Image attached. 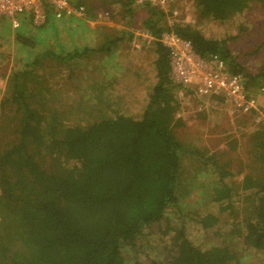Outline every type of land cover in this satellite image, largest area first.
Returning <instances> with one entry per match:
<instances>
[{"label":"trees","instance_id":"1","mask_svg":"<svg viewBox=\"0 0 264 264\" xmlns=\"http://www.w3.org/2000/svg\"><path fill=\"white\" fill-rule=\"evenodd\" d=\"M117 3L121 8H116ZM77 4L85 6L87 19L95 23L89 32L104 28L87 0ZM101 5L102 22L115 20L119 11L128 19L144 9L148 13L144 26L155 39L172 29L190 41L200 57L218 55L231 73L244 71L223 41L204 37L194 24L166 26L161 12L157 15L160 10L136 0H103ZM253 5L264 10V0H194L197 19L219 22L246 13ZM52 19L47 17L37 30L48 29ZM58 21L87 27V21L77 18ZM24 25L28 24L22 23L19 33ZM22 34L17 33L16 44L31 52L32 40ZM132 34L122 30L113 39L105 38L97 49L74 42L67 47L61 44L55 50L63 49L54 52L44 46L25 67L43 65L47 58L67 66L94 52L120 53ZM153 54V75L136 79L142 78L147 85L145 105L136 115L114 112L107 117L102 107L88 113L89 119L100 113L93 121L69 125V119L47 102L48 88L37 99L42 89L31 86L36 82L31 71L14 72L7 79L0 100V131L7 128L0 133V264H244L234 251L236 246L228 244L224 228L230 217L235 222L238 219L232 198L239 193L253 200L249 212L243 208L248 218L239 224L243 243L254 253L249 264H264V127L251 137L255 165L262 172L248 171L236 193L228 162L220 163L225 154L207 156L206 149L198 151L200 174L206 175L202 179L215 170L212 185L202 183L200 187L201 204L212 205L214 210L201 217L194 215L192 220L206 236L199 247L193 245L185 232L186 216L176 226L170 217L178 206L182 159L187 153L176 136V129L183 125L177 114L182 98L191 92L171 83L168 53L157 41ZM117 70L122 76L125 68L118 63ZM241 75L246 98L254 97L247 88L260 86L264 68L255 75ZM261 111L264 116V106ZM156 239L159 242L154 245L151 241ZM149 252L154 255L148 257Z\"/></svg>","mask_w":264,"mask_h":264},{"label":"rangeland","instance_id":"2","mask_svg":"<svg viewBox=\"0 0 264 264\" xmlns=\"http://www.w3.org/2000/svg\"><path fill=\"white\" fill-rule=\"evenodd\" d=\"M87 2L95 10L93 16H97L104 28L89 32L88 29L92 30L95 23L88 19L86 20V29L76 23L60 22L55 18L51 20L52 25L50 23L46 30H37V27L25 18L19 20V26L16 29H12L6 22L2 23L0 26V100L6 93L7 79L14 72L26 69L36 76V82L31 86L42 89L37 99L45 94L44 89L48 88L50 95H48L47 102L52 110L62 112L64 117L69 119V125L80 121L81 123L86 122L89 119V112L95 109L100 110L99 108L102 107L105 108L102 113L107 117L114 116V112L130 115L141 112L145 105L146 93L143 92L147 91V85H143L142 78L136 79L147 74V79H150L153 75L155 59L154 42L146 45L142 42L141 37L142 31L147 30L144 22L148 13L141 9L137 13H131L127 19L123 12L119 11L115 15V20L110 19V21L102 22L104 14L101 12L103 10L101 3L103 0H87ZM251 7L244 14L219 22L197 19L194 0H178L170 8L174 12V16L165 11H159L157 15L161 12V15L165 17L162 22L166 26H170L171 20L178 24H194L204 37L223 41L224 46L230 50L231 58L243 67L242 73L255 75L264 68V10L256 5ZM116 8H121L120 3H117ZM22 23L28 25H24L25 30L19 33ZM122 30H129L133 34L128 42L130 47L122 44L120 53L119 51L94 52L90 53L91 57L70 63L67 66H62L57 61L47 58L42 61L43 65L38 64L35 68H32L31 65L25 67L26 63H29L39 50L44 51V46L54 52L63 49V47H58L55 50L57 46L64 44L67 47L71 42H74L79 47L87 46L91 47L90 49H97L105 42V38L113 39ZM17 33L18 35L24 33L22 34L23 38L27 37L32 40L31 52L24 51L16 44ZM118 63L125 68L122 76L118 75L121 73L120 70H117ZM116 78L112 88L111 83ZM145 83L147 82L145 81ZM259 83L258 87L252 84L247 88V92L256 99V103L252 107L253 112H236L221 104L216 106L210 102H200L192 94L182 98L180 102L177 116L182 120L183 125L176 129V136L187 149V153L182 159L177 193L178 206H174V210L170 211V217L172 226H176L178 219L186 216L185 232L195 246L199 247L202 244V236L206 235L192 220L194 215L198 213V216L201 217L214 210L212 205L204 207L207 203L201 204L200 200L203 195L200 187L202 183L212 185L215 170L212 168L207 178L202 179L201 176L205 177L206 175L200 174L202 163H200L201 155L198 151L202 152L206 149L207 156L212 152L225 154L220 163H223L224 160L228 162V170L233 175L230 181L234 184L232 188L235 193L238 183L248 171L254 170L256 174L262 172V169L255 165V156L251 147L252 134L264 127V116L261 111L264 106V97L257 96L261 85H264V80ZM142 86L143 89H141ZM140 90L141 93H138ZM95 96L96 102L94 101ZM98 115L100 113H94L93 118L89 121H93ZM6 130V127L2 128V131ZM2 131L0 133H4ZM244 196L240 193L233 196L232 203L238 219L235 222L230 217V221L228 219L224 228L228 244L231 247L236 246L234 251L241 255L240 260L244 264H249L250 260H253L254 253L243 243L239 224L248 218L243 208L248 207L249 212V202H253V200ZM239 201H247L248 204L238 205ZM179 213H181L180 216ZM238 221L239 223H237ZM151 242L157 245L159 241L156 239ZM153 255L152 252H149L148 257ZM258 255L261 256V254ZM139 257L142 260L145 259L143 254H140Z\"/></svg>","mask_w":264,"mask_h":264},{"label":"built area","instance_id":"3","mask_svg":"<svg viewBox=\"0 0 264 264\" xmlns=\"http://www.w3.org/2000/svg\"><path fill=\"white\" fill-rule=\"evenodd\" d=\"M77 1L0 0V26L6 22L12 29H16L19 20L27 18L33 26L40 27L49 16L56 20L77 18L86 21V8L77 4ZM176 1L178 0H136V3H147L152 8L174 16L170 8ZM174 24L178 23L171 20L170 27ZM141 37L146 45L157 41L166 49L169 80L172 84L190 91L199 100L209 99L208 102L215 103L216 106L221 104L236 112L252 110L256 99L246 98L245 79L240 73H231L218 55L200 57L193 50L191 42L178 36L172 29L163 31L157 39L148 30H143ZM258 95L264 97V86L258 90Z\"/></svg>","mask_w":264,"mask_h":264}]
</instances>
